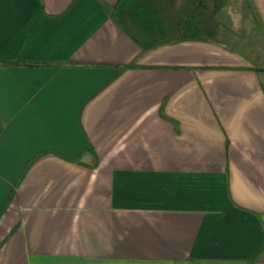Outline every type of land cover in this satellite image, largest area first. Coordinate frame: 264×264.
<instances>
[{
  "label": "crops",
  "instance_id": "crops-1",
  "mask_svg": "<svg viewBox=\"0 0 264 264\" xmlns=\"http://www.w3.org/2000/svg\"><path fill=\"white\" fill-rule=\"evenodd\" d=\"M253 65L140 53L99 0H0V264H264Z\"/></svg>",
  "mask_w": 264,
  "mask_h": 264
},
{
  "label": "trees",
  "instance_id": "trees-1",
  "mask_svg": "<svg viewBox=\"0 0 264 264\" xmlns=\"http://www.w3.org/2000/svg\"><path fill=\"white\" fill-rule=\"evenodd\" d=\"M99 1L108 17L140 47V53L181 40H202L236 49L240 32L255 39L261 28L257 17L250 14L251 10L246 13L243 6L250 9V2L257 4L256 0H117L113 6ZM6 63L33 65L24 61ZM251 69L259 74L264 93V63L254 64ZM44 152L29 153L20 174Z\"/></svg>",
  "mask_w": 264,
  "mask_h": 264
},
{
  "label": "rangeland",
  "instance_id": "rangeland-1",
  "mask_svg": "<svg viewBox=\"0 0 264 264\" xmlns=\"http://www.w3.org/2000/svg\"><path fill=\"white\" fill-rule=\"evenodd\" d=\"M248 2H250L248 0ZM243 5V3H241ZM246 4V3H245ZM245 10H251L250 14L255 15L256 19L259 21V34L255 35V39L253 35H249V33H239L237 37L240 39L239 45L236 46L242 52L247 54L253 64L264 63V2L257 1L256 3L250 2L249 6L246 7L243 5ZM248 10L246 13H248ZM229 45H233V43H229ZM234 50V48H231ZM237 49V48H236Z\"/></svg>",
  "mask_w": 264,
  "mask_h": 264
}]
</instances>
